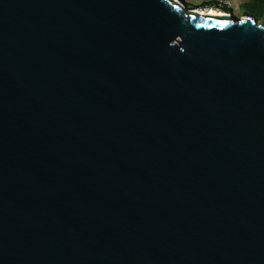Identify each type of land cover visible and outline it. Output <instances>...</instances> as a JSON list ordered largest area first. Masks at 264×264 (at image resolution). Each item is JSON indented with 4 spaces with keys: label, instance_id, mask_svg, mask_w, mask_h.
Masks as SVG:
<instances>
[{
    "label": "water",
    "instance_id": "water-1",
    "mask_svg": "<svg viewBox=\"0 0 264 264\" xmlns=\"http://www.w3.org/2000/svg\"><path fill=\"white\" fill-rule=\"evenodd\" d=\"M0 264H264V23L0 0Z\"/></svg>",
    "mask_w": 264,
    "mask_h": 264
},
{
    "label": "rangeland",
    "instance_id": "rangeland-1",
    "mask_svg": "<svg viewBox=\"0 0 264 264\" xmlns=\"http://www.w3.org/2000/svg\"><path fill=\"white\" fill-rule=\"evenodd\" d=\"M184 1L188 7H199L198 10L204 12L207 11L208 9H214L217 11L219 10L221 12L226 11L232 13L237 17H242L246 15L244 14L243 10H241V5L248 0H184ZM213 1L215 4L210 7L202 6L204 3L213 2ZM257 22L264 23L263 20L260 21L257 20Z\"/></svg>",
    "mask_w": 264,
    "mask_h": 264
},
{
    "label": "trees",
    "instance_id": "trees-1",
    "mask_svg": "<svg viewBox=\"0 0 264 264\" xmlns=\"http://www.w3.org/2000/svg\"><path fill=\"white\" fill-rule=\"evenodd\" d=\"M182 1L185 2L184 0ZM214 4L215 3L213 1V2L204 3L202 6L210 7ZM194 8L198 9L199 7H194ZM241 10H243L244 14L247 16H253L258 21L260 20L264 21V0H248L241 5ZM225 13H229V12L225 11Z\"/></svg>",
    "mask_w": 264,
    "mask_h": 264
},
{
    "label": "bare ground",
    "instance_id": "bare-ground-1",
    "mask_svg": "<svg viewBox=\"0 0 264 264\" xmlns=\"http://www.w3.org/2000/svg\"><path fill=\"white\" fill-rule=\"evenodd\" d=\"M206 12L208 13H211V14H222L223 12L221 11H217V10H214V9H208Z\"/></svg>",
    "mask_w": 264,
    "mask_h": 264
}]
</instances>
